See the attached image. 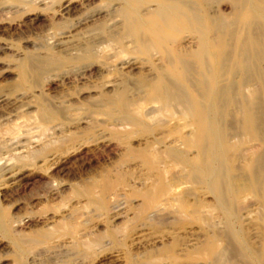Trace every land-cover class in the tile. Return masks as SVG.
<instances>
[{
	"label": "rangeland",
	"instance_id": "1",
	"mask_svg": "<svg viewBox=\"0 0 264 264\" xmlns=\"http://www.w3.org/2000/svg\"><path fill=\"white\" fill-rule=\"evenodd\" d=\"M96 1L62 15L58 0H0V97L8 101L0 104V169L11 162L31 176L28 185L11 190L4 188L0 180V264H263L256 253L262 246L254 220L257 205L253 207L247 197L245 205L249 202L254 209L250 206L245 211L237 210L225 189L230 185L226 175L232 173L233 166L184 150L186 140L196 145L194 136L200 137L203 147L205 140L200 134L207 132L208 126L198 125L197 121L188 126V117L180 106L170 115L158 105H153L158 108L154 112L143 109L138 114L134 112L140 102L136 104L135 100L125 113L101 97V91L110 89L104 86L109 76L116 80L114 85L119 84L117 88L121 83L114 77L118 67L105 65L106 68L99 49L118 55L130 53L138 59L145 75L153 73L152 67L169 65L159 63L155 54L153 61L144 60L135 53L132 40L121 35L118 43L116 37L106 35L96 43L93 39L97 26L90 23L70 32L80 14L103 6ZM220 1L223 3L215 2L212 11L231 18L228 0ZM257 7L264 10V0ZM257 21L264 27V14L258 12ZM235 29L240 38L246 35L242 24ZM121 39H128L129 43ZM194 45L184 41L179 47L188 53L196 50ZM93 55L95 61H86ZM30 58L47 62L40 79L29 70L25 79L20 77V67H28ZM231 67L229 63L227 80L237 79ZM261 67L264 69V64ZM213 82L218 86L222 80L216 76ZM127 88L130 97L135 91ZM147 106L150 105H143ZM218 106L215 101L210 102L206 113L212 119L218 118ZM173 123L178 124L175 133H165L162 125ZM12 129L21 137L16 149L6 140ZM114 135L122 141L118 142ZM173 136L179 142L172 148L176 153L184 151L190 161L179 165L177 192L194 191L184 197L181 205L165 199L158 213L142 215L146 206L141 195L152 193L158 181L144 171L138 158H130L128 153H139L146 147L163 153L164 145ZM230 141L243 142L244 150L256 147L248 137L233 133ZM36 150L42 153L33 154L38 153ZM196 158L199 163L194 164ZM195 168L205 170V176H200ZM160 169L166 173L165 183L172 184L168 163L161 164ZM117 174L121 175L119 186H124L125 192L117 191V196L108 198L107 211L97 204L101 185L93 192V201L81 194L104 175L111 183L116 182ZM214 183L224 194L221 207L203 195V189ZM195 200H202L208 208L194 209ZM115 206L118 208L112 210ZM147 214L150 218L143 220ZM231 241L238 246L239 256L229 255ZM213 243L225 254L218 263L205 252V247Z\"/></svg>",
	"mask_w": 264,
	"mask_h": 264
},
{
	"label": "bare ground",
	"instance_id": "2",
	"mask_svg": "<svg viewBox=\"0 0 264 264\" xmlns=\"http://www.w3.org/2000/svg\"><path fill=\"white\" fill-rule=\"evenodd\" d=\"M95 1L58 0L59 14L69 15L76 11L78 6L93 5ZM98 2L103 6H97L88 13L80 14V18L69 28L70 32L90 23L93 24L92 26H97L95 30L98 32L93 39L96 43L102 42L104 35L116 37L118 43L119 35H121L132 40L136 46L135 53L144 60L153 61L155 54L159 63L164 62L169 65L160 68L152 67L153 73L148 74L152 76H148L141 72L138 59L129 56L130 53L129 55H118L117 52L108 53L107 50L105 52V48L104 50L99 49L102 52L100 54L103 55L104 66L118 67L116 71H119L114 77H117L121 83V87L117 88L118 83L114 85L116 80L110 79L109 76L104 86L110 89L105 90L106 92L101 91V97L108 99L107 104L125 113L135 100L134 103L140 102L135 104L137 107L134 106L135 112L133 111L138 114L143 109L154 112L157 106L153 105H158L161 110H166L165 113L168 112L170 115L180 106L182 114L188 117V126L196 125V121L198 125L204 124L205 128L208 126L209 130L207 132L203 130L200 134L205 140L203 147L199 144L200 137L194 136L193 140L196 145L186 140L183 143L184 150L186 153L195 151L198 157H210L217 161L228 162L233 166L232 173L226 175V182H230V185H226L225 189L229 191L233 201L231 202L237 210L245 211L252 204L253 207L257 205L258 211L254 210L256 215L254 220L260 233L262 246L256 253L264 264V69L261 67L264 64V27L257 21V13L264 14V10L257 7L260 0H228L226 4L230 8L231 18H223L218 11H212L215 2L223 3L220 0H98ZM237 24L245 27L246 35L243 34V38H240L235 31ZM184 41L195 43L196 50L188 53L181 51L179 46ZM94 58V55L90 56L86 61H93ZM29 62L28 67H20L22 68L21 79H25L27 70L31 71L36 79H40L45 74L44 65H47V62L33 58H30ZM229 63L237 79H226V69ZM108 71L107 74L111 75L112 73ZM136 71L140 72L135 73ZM216 76L222 80L218 86L213 82ZM127 87L135 91L130 97ZM245 91H248V96L245 95ZM212 101L219 105L218 118L214 116V119L206 113ZM5 102H8L6 97H0V104ZM146 104L150 106L145 109L143 105ZM162 126L165 133L170 134L175 133L178 128V124L175 123ZM15 131L16 129H12L6 139L13 149H16L21 138ZM231 133L240 137H248L255 142L256 147L244 150L243 142L232 143L230 141ZM204 134L206 137H203ZM113 138L118 142L122 141L119 139L121 137L114 135ZM177 141L179 142L178 137L173 136L169 144L164 145L163 153L149 147L139 153H132V151L128 153L130 158H138L144 171L158 181L152 193L147 191L141 195L142 203L146 206L142 215L147 212L158 213L165 199L166 202H174L176 206L181 205L184 203L182 202L184 197L194 191L183 189L181 193L177 192L179 184L175 182V179L181 173L178 170L179 165H187L190 162L188 158H185L184 151L176 153L172 148ZM193 147L196 150H190ZM41 151L33 152V154L40 155ZM19 157L16 156L17 161H21ZM196 161L194 164L199 163L198 158ZM164 162L168 163V168L172 172L174 181L171 180L172 184L165 183L166 173L160 169V165ZM195 171L200 176H205V170L202 168H195ZM26 174L22 169L17 168V164L10 162L0 169L1 184L10 190L24 187L28 185L31 177ZM105 176H102L100 181L92 183L81 194H84L89 201L92 197L94 200L93 192L101 185L102 190L99 191V198H97L99 203L97 204L107 211L108 198L113 195L117 196V191L125 192V188L119 186L121 175L117 174L116 182L112 183L107 179L108 176ZM203 190L206 191L203 195L209 196L215 204L220 207L224 205V194L222 195L217 190L215 183L211 188L206 187ZM199 194L202 195L201 192ZM249 197L252 204L248 202ZM246 199L250 205L248 203L245 205ZM194 202L196 210L208 208L202 200ZM116 208L118 207L115 206L112 210ZM249 216L252 215L249 214ZM149 218L150 215L147 214L143 220ZM249 218L246 216V221ZM207 219L211 220V217ZM240 220L244 222L242 217ZM143 225L141 228L145 229ZM140 232L142 229L135 233V236ZM227 250L231 257L239 256L238 246L233 241L229 243ZM205 252L212 254L213 261L216 263L223 260L225 256L224 251L214 243L206 246Z\"/></svg>",
	"mask_w": 264,
	"mask_h": 264
}]
</instances>
